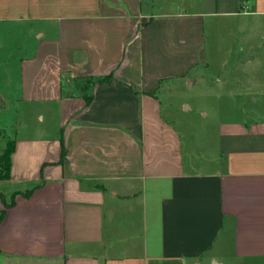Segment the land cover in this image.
Wrapping results in <instances>:
<instances>
[{
  "label": "crops",
  "instance_id": "1",
  "mask_svg": "<svg viewBox=\"0 0 264 264\" xmlns=\"http://www.w3.org/2000/svg\"><path fill=\"white\" fill-rule=\"evenodd\" d=\"M252 13L264 0H0V52L26 51L13 92L0 56V264H264V120L195 152L160 101L194 84L207 18Z\"/></svg>",
  "mask_w": 264,
  "mask_h": 264
},
{
  "label": "rangeland",
  "instance_id": "2",
  "mask_svg": "<svg viewBox=\"0 0 264 264\" xmlns=\"http://www.w3.org/2000/svg\"><path fill=\"white\" fill-rule=\"evenodd\" d=\"M22 38H2L5 46L0 56L12 63L8 78H11L12 92L18 79L17 63L26 53L20 50ZM205 59L204 64L187 74L194 83L191 87L174 88L160 98L163 116L173 121L184 143L195 152L202 151L201 147H213L219 124L264 120V93L258 94L255 88L264 83H251L264 82V14L207 18ZM1 76L0 73V83L5 80ZM216 80L225 83H215ZM184 107L188 111L184 112ZM1 119L10 133L14 126L11 111ZM3 148L4 141L0 140V153Z\"/></svg>",
  "mask_w": 264,
  "mask_h": 264
},
{
  "label": "trees",
  "instance_id": "3",
  "mask_svg": "<svg viewBox=\"0 0 264 264\" xmlns=\"http://www.w3.org/2000/svg\"><path fill=\"white\" fill-rule=\"evenodd\" d=\"M241 2H243V0H240ZM86 82V86L87 87H92L94 85H103V84H109L112 82V76L109 75L107 77H101V78H86L85 80ZM85 100L87 103L90 102V98L89 97H85ZM61 143V158L64 157V148H63V143L62 141ZM14 151V142L13 141H7L5 148L2 152V154L0 155V181L1 180H7L9 179V170H10V159H11V155ZM31 194V192H27L26 194H24L25 197H28ZM1 198V195H0ZM3 217V212L0 214V221Z\"/></svg>",
  "mask_w": 264,
  "mask_h": 264
},
{
  "label": "water",
  "instance_id": "4",
  "mask_svg": "<svg viewBox=\"0 0 264 264\" xmlns=\"http://www.w3.org/2000/svg\"><path fill=\"white\" fill-rule=\"evenodd\" d=\"M187 109H188V108L185 107L183 110H187Z\"/></svg>",
  "mask_w": 264,
  "mask_h": 264
}]
</instances>
